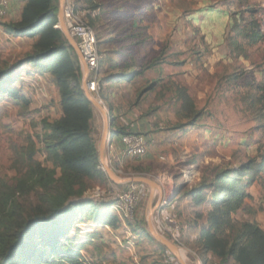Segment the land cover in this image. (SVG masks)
<instances>
[{
    "label": "rangeland",
    "instance_id": "1",
    "mask_svg": "<svg viewBox=\"0 0 264 264\" xmlns=\"http://www.w3.org/2000/svg\"><path fill=\"white\" fill-rule=\"evenodd\" d=\"M121 1L96 0L101 4V11L99 9L86 10L80 2H75L79 16L92 27L96 34L99 56H101L102 50L112 49V46L100 43L101 36L108 32L114 33L116 28L119 29L126 19L127 11L132 9L131 3L123 4ZM144 1L147 2V0H136V3L142 4ZM150 2L154 3L151 8V20L154 23L151 33L155 39L156 49L165 52L170 50L171 53L176 54V59L180 56L193 61L198 57L202 48L206 47L203 35L200 34L197 25L198 21L204 20V17L196 18L195 24L192 20L205 7L213 8L225 5V9L229 11V25L225 30L226 39L236 37L232 23L241 25L243 20L249 21L250 16L244 10L247 7L257 9L255 17L260 22V28L264 30V0H150ZM29 4L28 1L27 6ZM3 19L4 17L0 18V23L3 22ZM20 22L23 21L19 20L14 23ZM57 23L53 27L39 26L23 36L8 34L0 25V72H12L13 76L17 74L18 77H16L14 85L28 100V104L25 106L6 98L0 99V183L11 184L17 170L26 171L27 160L25 158L27 155L32 156L33 161L48 169L54 167V164L47 160L41 138L44 134V122L52 123L62 116L60 86L53 81V76L49 71L34 72V67L28 66L23 61L27 55L42 52L46 45L58 43L57 35L53 34ZM237 39L243 43L244 55H236L235 52L231 53L229 50L230 64L220 66L215 76L201 74L198 77L197 85H190L188 88L196 99L199 109L203 112V118L199 123L207 129L192 131L187 135V138L174 143L175 135L164 139V150H159L160 154L166 155L169 152L173 159L172 162L175 163V165H171L174 167L169 171L166 169L168 160L162 162L157 157L149 159L144 156L128 161L130 167L144 169L145 174H118L120 177L143 176L157 183L158 174L162 172L171 174L173 180L174 176L180 177L181 172H186V177H180V181L192 189L210 178V170L213 167H236L251 159L255 163H261L264 157V126H259L258 121L254 120L253 103L257 101L256 106L264 107V91L258 88L264 84V40L256 45H248L244 40ZM206 48L208 49V46ZM60 61L59 57H54L51 65H58ZM64 63H67L66 60ZM67 72L72 73L71 71ZM166 95H168L167 99L173 98L170 93ZM93 97L101 102L96 95ZM259 98L261 101H258ZM89 103L93 107L94 116L92 136L98 150L104 119L98 109L91 102ZM153 113L160 119L161 125L166 130L174 131L173 126H178V129L186 126L176 123V120H182V123L186 120L183 121L184 117L171 104L167 108L157 106ZM165 115H171L174 118L171 120L173 123L163 121L162 117ZM179 159H183L184 162L177 163ZM105 162L107 163V161ZM185 163L192 165L187 167L183 165ZM57 173L59 174V169H57ZM109 182L108 180V182L99 184L98 181H94L93 188L85 192L84 199L93 200L89 211L96 205L98 209L115 214L119 224L116 223L115 231L111 232L112 228L98 226L92 221H81L80 218L73 221L69 237H76L73 245H83L80 251L82 261L85 264L97 262L102 264H179L175 257L163 251V248L151 235V240H139V235L149 234L146 221L148 192L142 194L143 196L133 208L132 214L124 217L110 207L107 199H103L106 196L104 193L99 192V195H96V188L108 186ZM127 183H123V187L119 189L125 188ZM252 192L253 196L245 199L242 207L232 215L231 224L254 222L264 232L263 172L257 174V182ZM24 198L23 194H19V201L26 205L28 200ZM28 198L29 200L35 198L34 192L30 193ZM158 203L156 200L153 201L155 210ZM211 210L210 200L207 199L202 203V208L199 211L208 215ZM153 215L154 226L156 217L153 218ZM197 215L195 214L196 217ZM83 217L86 218V216ZM175 219L182 226L180 232L182 236L184 226L189 222L177 217ZM198 219L201 218L198 217ZM158 221L163 227L165 226L163 217L158 218ZM113 222L115 223V221ZM121 223L122 225H120ZM155 230L164 235L162 228L159 230L155 228ZM228 232L227 229L224 233ZM179 240V244L173 243L179 246L182 257L188 264H203L202 262L210 261L209 257L213 256L219 264H240L233 258L222 259L215 254H207V252L203 254L201 252L203 246L199 241L197 245L181 238ZM191 252L198 257L200 263L191 259ZM253 257L252 261L257 260L256 254ZM254 264L259 263L255 261Z\"/></svg>",
    "mask_w": 264,
    "mask_h": 264
},
{
    "label": "trees",
    "instance_id": "2",
    "mask_svg": "<svg viewBox=\"0 0 264 264\" xmlns=\"http://www.w3.org/2000/svg\"><path fill=\"white\" fill-rule=\"evenodd\" d=\"M28 1L30 4L23 12L22 23H0L6 33L23 36L39 26L53 27L57 23V0ZM244 10L250 16L249 21L243 20L241 25L232 23L236 37L226 39L229 50L236 55H244L245 52L243 43L237 38L248 45L264 40V30L255 17L257 9L247 7ZM53 34L57 35L58 43L48 44L42 52L27 55L23 62L34 67V72L49 71L53 81L60 86L62 116L52 123L44 122L41 138L47 160L54 167L48 169L27 155L26 171L17 170L11 184L0 183V264H85L80 253L83 245H73L76 237H69L73 221L80 218L81 221L112 227H116L118 221L115 214L98 209L96 205L89 211L93 200L84 199L85 192L93 188L94 181L102 184L108 179L98 163V150L92 136L93 107L81 89L79 59L59 28H54ZM54 57L61 59L60 64L51 65ZM118 67L117 62L112 69ZM138 74L125 71L108 73L99 81V98L103 102L106 100L108 85L132 82ZM16 77L18 75L13 76L12 72H0V99L6 98L26 106L27 98L14 85ZM258 88L264 91V84ZM179 97L188 125L200 127L198 122L203 118L202 110L184 90ZM256 103H253L254 120L259 126H264V107H258ZM260 172L264 173V157L260 164L251 159L236 167H213L210 178L190 189L195 204L209 199L212 207L207 215L208 228L201 231L199 239L203 250H209L222 259L233 258L240 264H254L255 261L264 264V232L254 222L231 224L232 215L242 207L245 199L250 198L248 188L257 182ZM33 192L35 198L29 200L28 195ZM19 194L28 200L26 205L19 201ZM227 229L229 232L224 233ZM254 254L257 260L252 261Z\"/></svg>",
    "mask_w": 264,
    "mask_h": 264
},
{
    "label": "crops",
    "instance_id": "3",
    "mask_svg": "<svg viewBox=\"0 0 264 264\" xmlns=\"http://www.w3.org/2000/svg\"><path fill=\"white\" fill-rule=\"evenodd\" d=\"M77 1L85 6L84 9L86 10L99 9L101 11V4L97 3L96 0H75L74 3H78ZM121 2H123V4L131 3L132 9L128 10L126 15L124 14L126 19L119 29L116 28L114 33L108 32L101 36L100 43H102L103 40L105 42L109 38L114 40L103 43L106 44V46H112V49L102 50L100 56L101 63L98 64V75L101 81L108 73L125 71L127 74L134 72H139V74L132 82L121 81L108 85L105 90L106 100L103 102L100 99L110 120L105 159L109 161L110 166L117 174H145L144 169L130 167V162L128 160L136 158L122 157L120 154V138L122 133L137 132L146 136L147 139L152 140V144L149 146L148 152L145 155L146 158L154 159L157 157V159L162 162L168 160L166 169L169 171V169L174 167L171 165H175V163L172 162L173 159L169 152L166 153L167 156L160 154L161 152L159 150H164V139L168 136L175 135L173 139L174 143L185 137L187 138V135L192 131L207 129L199 122L200 127L197 128H192V126L188 125L187 114L181 107L179 95L184 90L198 107L196 99L188 90L189 86L197 85L198 77L201 76V74L215 76L220 66L231 63V56L229 55L225 35V30L229 25V11L225 9V5L220 7L214 6L213 8L205 7V9H202L194 16L192 19L193 23L199 16L204 17V20L198 21L199 23L197 25L208 49L206 47L202 48L198 57L190 61L180 56L176 59V54L171 53L170 50L166 52L157 51L155 39L151 33L152 26H154L151 20V8H153L154 3L150 2V0H147V2L144 1L142 4H137L136 0H122ZM27 4L28 0H9V8L3 22H16L21 20ZM117 62L119 63V67L112 69ZM168 93L173 95V98L167 99L168 95L166 94ZM170 104L182 117H184L182 118L183 121L186 120L184 123H182V120H176L178 125L182 126L185 124L186 126L180 129H178V126H173L174 131L166 130V128L161 125L160 119L153 113L154 108L157 106H165L167 108ZM162 119L166 121V123H173L171 120H174L171 115H165ZM180 162H184L183 159L177 161V163ZM183 165L189 167L192 164L185 163ZM180 177L174 176L173 184L175 192L168 203L160 209L156 208L154 211L153 218L156 217L157 219H154V227L158 230L162 228V232L164 233L163 225L158 221V218L164 215H172L183 221L187 220L189 223H185L188 226H184L180 238L197 244L198 241L200 242L199 239L202 228L205 229L208 226L207 214L203 213V211H199L202 208V204L197 205L193 202L192 196L190 195L191 188L189 185L186 186L185 183H181ZM255 185L256 183L249 188L250 196L254 194L252 190H254ZM111 187L119 189L123 187V184H113L109 182L108 186H98L97 188L105 192ZM145 192H148L149 198L151 189L149 186L142 184L141 193L143 194ZM167 193H169V190L162 191L160 189L159 192L155 191L154 200L160 202L162 198H165ZM142 194L141 197L143 196ZM197 213L199 214L197 215ZM198 217L201 219H198ZM120 225H122V223ZM98 226H103L108 229L112 228L113 231L111 230V232L115 231L114 227H110L109 225ZM148 235L149 234L146 233L144 235H139V240H151V237ZM164 236L166 235L164 234ZM160 246L163 247L162 245ZM197 247L199 248V246ZM198 248H196V250H198ZM163 251H166L168 255L170 254L166 248ZM201 252L203 254L207 252V254L212 255V252L209 250H202ZM191 253V259L196 263H200L198 257L193 254V252ZM213 257H209L211 259L210 261L206 262L205 260L202 263L219 264Z\"/></svg>",
    "mask_w": 264,
    "mask_h": 264
},
{
    "label": "built area",
    "instance_id": "4",
    "mask_svg": "<svg viewBox=\"0 0 264 264\" xmlns=\"http://www.w3.org/2000/svg\"><path fill=\"white\" fill-rule=\"evenodd\" d=\"M65 2L63 6L64 23L79 46L85 64L89 69L87 89L93 96L96 95L98 97L97 92L100 79L98 75L99 52L96 34L92 27L81 19L74 1L67 0ZM8 8L9 0H0V18L6 16ZM56 28H59L58 23L56 24ZM98 99L100 100L99 97ZM120 142L121 156L130 158H141L145 156L149 146L152 144L151 139H147L146 136L137 132H126L122 134ZM106 161L110 165L109 161ZM186 175V172H181L182 177H186ZM157 184L162 191L169 190V193H167L165 198H162L157 206V209H160L168 203L175 192L173 176L166 172H162L158 174ZM141 187L142 184L140 183L128 182L126 187L122 190L111 187L105 192H102L100 188H96L95 191L96 195H99V192L104 193L106 196H104L103 199L108 200L110 207L113 208L115 212L126 217L128 214H132L133 208L140 202L142 194ZM163 221L165 223L163 231L166 237L170 241L179 244L182 228L181 224L172 215H164Z\"/></svg>",
    "mask_w": 264,
    "mask_h": 264
},
{
    "label": "water",
    "instance_id": "5",
    "mask_svg": "<svg viewBox=\"0 0 264 264\" xmlns=\"http://www.w3.org/2000/svg\"><path fill=\"white\" fill-rule=\"evenodd\" d=\"M64 2H65V0H58V13H57L58 27L61 30V32L63 33V35H64L65 39L67 40V42L69 43V45L75 51V53H76V55H77V57L81 63V67H82L81 88H82L84 97L89 102H91L92 105L96 109H98V111L102 114L103 119H104L103 129H102L101 137H100L99 144H98L99 165H100L101 169L104 171L108 180L110 182H112L113 184H123V183H127V182H136V183H140V184H145V185L150 187L151 193H150V196L148 198V202H147V206H146V209L148 210L146 221H147V227H148L149 235H151L152 238L154 240H156L160 245L165 247L166 250L173 257H175L177 259L179 264H188L185 262L184 258L182 257L179 246H177L175 243L171 242L166 236L158 233L153 226L152 215L155 211V206L153 205L154 194H155V191H158V192L160 191V189H161L160 186L155 181L148 179L146 177H143V176H134V177L122 178L112 169V167L108 163L105 162L106 161L105 151H106L107 141H108V137H109L110 120L108 117V113L104 109L102 103L100 101H97L95 99V97H93V95L87 89V85H88L87 77L89 74V69H88L87 65L85 64V61H84V58L80 52L79 46L77 45L75 39L70 34V32L68 31V29L64 23V20H63Z\"/></svg>",
    "mask_w": 264,
    "mask_h": 264
}]
</instances>
